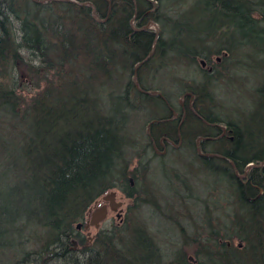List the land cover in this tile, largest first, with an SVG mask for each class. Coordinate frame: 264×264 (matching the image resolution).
I'll use <instances>...</instances> for the list:
<instances>
[{"label": "trees", "instance_id": "obj_1", "mask_svg": "<svg viewBox=\"0 0 264 264\" xmlns=\"http://www.w3.org/2000/svg\"><path fill=\"white\" fill-rule=\"evenodd\" d=\"M151 20L159 25L158 42L139 65L136 83L134 65L156 37L146 27ZM217 54L231 82L239 68H264V0H0V238L7 241H0V253L15 245V231L17 240L43 241L29 251L16 244L18 258L11 264H161L150 241H115L116 250L113 241H100V252L85 246L75 225L106 191L134 193L139 167L131 169V152L137 147L127 132L134 96L149 105V121L173 123L150 125L149 145L139 155L144 168L152 139L176 132L179 120L194 151L196 137L207 133L199 124L216 123L205 127L215 132L212 152L219 155L197 154L210 174H219L218 184L235 209L223 236L216 232L209 238L214 241H197L202 247L195 261L178 254L168 264H264V83L256 86L261 100L245 118L206 109L203 85L178 91L181 97L187 93V104L193 101L183 119L181 104L166 93L146 94L136 86L153 88L143 69L159 55L192 63ZM22 62L45 81L33 97L21 84ZM202 72L206 81L212 77L204 67ZM220 122L227 127L222 136ZM205 144L202 150H211ZM249 162L259 166L246 172ZM232 237L242 245H229L225 238Z\"/></svg>", "mask_w": 264, "mask_h": 264}, {"label": "rangeland", "instance_id": "obj_2", "mask_svg": "<svg viewBox=\"0 0 264 264\" xmlns=\"http://www.w3.org/2000/svg\"><path fill=\"white\" fill-rule=\"evenodd\" d=\"M156 4L159 9L161 2L158 1ZM169 14L174 15L172 12ZM149 27L156 26L151 23ZM201 58L203 57L191 63L188 60L178 61L176 58L159 55L158 61L151 67H147V70L143 69L145 82L148 86H156L155 89L161 93H166L175 105L186 102L185 96L181 97V92H178L184 85L186 88L195 84L203 85L205 95L202 97V105L206 109L226 118L249 116L260 99L255 88L264 83V68L237 69L238 77H235V83L228 80L231 77L227 76L228 72L223 70L222 58L219 60L217 56H213L204 65L208 70L212 67L213 72L212 77L206 81L202 72ZM33 70V67L25 62L20 63L18 67L21 84L28 97L30 95L33 97L45 84V81L40 82L38 79L40 76L33 73ZM246 74L248 79L244 77ZM242 83L244 85L241 88L239 85ZM149 95L155 98L154 94ZM131 98L133 109L127 117V132L133 137L134 145L137 147L135 152H131L134 153L131 169L139 167L136 170L135 179L140 196L137 199L130 198L117 189V197L123 201V212L119 217L121 219L117 218L116 211L109 210L107 218L100 223L99 227L91 226L87 230L78 231L84 239L88 237L90 240L98 234L96 239L87 241L85 246L100 252L104 251L100 241H113L111 247L115 250L120 247L119 244H115V241H123L122 243L126 246L128 245L126 241H150L157 255L159 254L161 264L178 260L175 259L178 258V254L182 256L181 258L195 261V258H198L197 252L202 247L197 241H205V239L214 241L209 238L216 232L223 236L235 209L230 206L228 196L218 184L219 174L209 173L211 169L202 163L197 151L189 148L186 142L190 138L188 139L181 130H179V135L176 131L169 136L175 145L169 142L166 143L165 151L163 147L158 146L157 151L152 150L144 155V158L150 156L151 160L146 168L142 167L139 155L143 153L144 145H149L146 132L150 110L147 109L149 105L145 102L134 96ZM220 123L221 128L226 130L225 122ZM197 142H199L198 139ZM205 146L211 149L207 153H211L212 146L215 144L211 146L205 144ZM3 188L4 185L0 181V190ZM87 220L88 216L84 221ZM28 231L31 236H34V229ZM11 236L14 237L10 241L15 245L3 247L2 250L6 251L0 253V264H11L14 259L18 258L16 253H19V247L16 244L29 251L37 248L43 241V239L41 241L29 240L26 236L17 240L15 233ZM0 241L2 244H7V241H3L2 238ZM225 241L235 246L238 239L237 237H232L230 240L225 238ZM83 255L85 254L81 251L78 252L79 258L84 259Z\"/></svg>", "mask_w": 264, "mask_h": 264}, {"label": "bare ground", "instance_id": "obj_3", "mask_svg": "<svg viewBox=\"0 0 264 264\" xmlns=\"http://www.w3.org/2000/svg\"><path fill=\"white\" fill-rule=\"evenodd\" d=\"M93 15L98 19V17L96 16V12H95V14H94V12H93ZM151 23H153L156 27H154V29L156 30V37H155V39H154V43H153V46H152V48H151V50L148 52V55L143 59V60H141L140 62H138V63H136L135 65H134V73H133V79L134 78H137L138 77V70H139V65L140 64H142L143 62H145L147 59H148V57H150L151 55H152V53H154L155 52V49H156V45H157V42H158V33H159V31H158V22L157 21H154V20H151L147 25H146V27H148V26H151ZM156 54H158V52L156 53ZM214 56H217V59H221L222 58V54H217V55H214ZM156 61H158V57L156 58V60L154 61V63L156 62ZM161 61V60H160ZM162 62V61H161ZM201 65H202V67H204V65L207 63V60L206 59H204V58H201ZM204 68H206V67H204ZM212 70V67H210L209 68V71H211ZM100 86H102V85H100ZM137 86V88H139L141 91H143V92H146V93H150V92H154L155 94H158L159 96H163L162 95V93L158 90V89H155V87H153L152 89H146V90H144V89H142V88H140L138 85H136ZM186 94L187 93H184L183 94V96H186ZM192 95V94H191ZM192 103H193V101H192ZM196 116H198V117H201L200 115H197V114H195ZM162 121H166V122H168V123H166V124H164V125H168V126H170V127H173L172 125H173V123L172 124H170L169 123V119H166V118H163V119H153V120H151V121H148V124H147V131H149L150 130V125L153 123V122H158V123H160V122H162ZM207 123L209 124V125H211V126H215V122H210V121H207ZM207 123H206V121L204 120V124L203 123H200L199 124V126L200 127H202V129L204 128L205 130H207L206 132V134L205 135H199V136H197L196 137V140L198 139V141L199 142H197V143H195V147L197 148V152L199 153V154H203V155H208V154H215V155H219V153H216V152H211V153H207L206 151H203L202 150V142H205L206 144H209L210 146L214 143V141H215V138H216V134H215V132L214 131H212L210 128H207L208 126H207ZM181 124H182V121H178V125H177V128H176V134L177 135H179V130H180V126H181ZM205 125L207 126V127H205ZM218 126H222V124L221 123H218ZM223 130V129H222ZM224 131H225V129L222 131V133L220 134V135H222L223 133H224ZM181 132L183 133V131L181 130ZM219 135V136H220ZM165 136H167L169 139H171L170 137H169V135H165ZM163 137V136H162ZM161 137V138H162ZM161 138L159 139V140H155V139H152V145H150L151 146V148L152 149H154L153 148V142L154 141H156V142H158V145H159V142H160V140H161ZM132 139H133V137H132ZM164 139V138H163ZM189 139V138H188ZM164 142H165V140H164ZM170 141H168V142H165V144L166 143H169ZM196 142V141H195ZM186 144L189 146V148H191L192 150H193V144L191 143V141L190 140H188V142H186ZM173 145H175V142L173 143ZM212 147H215V146H212ZM154 151H157V150H155L154 149ZM264 162V161H263ZM263 162H261V163H263ZM261 163H260V165H261ZM251 166H259V164H255V163H253V162H249L248 163V165H247V167H246V172L248 171V169H249V167H251ZM239 174V173H238ZM130 182H131V185H135V181L133 180V178H131L130 179ZM116 191L117 192V188H112V189H110V190H108V191H106L104 194H106L107 192H109V191ZM104 194H102V195H100L99 197H98V199L94 202V204L87 210V212H86V215H85V218H86V216H87V214H88V212H89V210H91L92 208H94L95 206H99V205H101V204H103L104 202H105V199H104ZM126 194V193H125ZM140 194V191L136 188V185H135V189H134V193H133V195H131L130 196V198H139V195ZM117 195H118V193H117ZM127 195V194H126ZM129 197V196H128ZM116 200L117 201H120V199H118V197H116ZM122 201V200H121ZM123 205V204H122ZM119 212H123V208H122V206H120V208H119V210H118ZM118 217V216H117ZM80 222H82V221H80ZM77 223H79V222H77ZM77 223L75 224L76 225V227H77ZM83 224H84V222H82ZM77 229L78 230H80V229H86V228H84V225H82V227L81 228H78L77 227ZM87 230V229H86ZM14 233H15V231H14ZM16 234V233H15ZM13 237L14 236H12L11 237V239H13ZM10 239V240H11ZM237 239H238V241H237V244L238 245H242V240L241 239H239L238 237H237Z\"/></svg>", "mask_w": 264, "mask_h": 264}, {"label": "water", "instance_id": "obj_4", "mask_svg": "<svg viewBox=\"0 0 264 264\" xmlns=\"http://www.w3.org/2000/svg\"><path fill=\"white\" fill-rule=\"evenodd\" d=\"M95 14V10H93ZM134 81L137 83L136 78ZM117 192L109 191L104 194L105 202L99 206H96L94 209H91L90 216L88 220L83 224L82 222L77 223V227L81 228L84 225V228L89 229L91 226L99 227L100 223L107 217L109 209L116 211L117 216L121 217V212H119L120 206H122L123 201H117Z\"/></svg>", "mask_w": 264, "mask_h": 264}, {"label": "flooded vegetation", "instance_id": "obj_5", "mask_svg": "<svg viewBox=\"0 0 264 264\" xmlns=\"http://www.w3.org/2000/svg\"><path fill=\"white\" fill-rule=\"evenodd\" d=\"M191 96H193V95H191ZM182 97H184V96H182ZM191 104H192V97H191V100L189 101V104H187L186 102H183V103H181V107H182V113H181V115H182V119L183 118H185L186 117V115H187V113H186V107L189 105V107H191L192 108V106H191ZM178 113L176 112L175 113V116L173 117V118H177L178 117ZM172 118V119H173ZM226 132V130L224 131V133ZM224 133L222 134V135H224ZM222 135H220V136H222ZM217 137V136H216ZM164 138V139H163ZM164 140H165V142H168V141H170L172 144L174 143V141L172 140V139H169L167 136H163L162 138H161V140H160V142H159V145H158V142H156V141H154L153 142V148L155 149V150H157V147L158 146H160V147H163V149H164V151H165V148H166V144H165V142H164ZM96 207V206H95ZM93 209V208H92ZM91 213V210H89V212H88V214H87V216L89 217V214ZM107 218V217H106ZM117 218H119V217H117ZM119 219H121V218H119ZM81 230V229H80ZM79 230V231H80ZM97 236H98V234H96L95 236H93V238L91 239L92 241L94 240V239H96L97 238ZM84 238V237H83ZM88 237H85V239H84V241H91ZM80 241V240H79Z\"/></svg>", "mask_w": 264, "mask_h": 264}]
</instances>
